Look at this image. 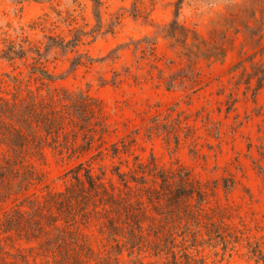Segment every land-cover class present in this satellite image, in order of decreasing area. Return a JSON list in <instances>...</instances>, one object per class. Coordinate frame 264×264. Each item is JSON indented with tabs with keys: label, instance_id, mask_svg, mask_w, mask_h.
I'll use <instances>...</instances> for the list:
<instances>
[{
	"label": "trees",
	"instance_id": "1",
	"mask_svg": "<svg viewBox=\"0 0 264 264\" xmlns=\"http://www.w3.org/2000/svg\"><path fill=\"white\" fill-rule=\"evenodd\" d=\"M14 1L21 4L27 0ZM90 2L96 21L91 34L97 35L102 27V2ZM180 4L176 5L174 20L159 27L154 38L133 41L138 61L150 62L148 76L153 79L157 72L167 91L195 95L202 89L200 62L224 61L234 42L228 38L230 33L231 37H243V56L230 70V85L237 90L244 87V96L252 93L255 99L264 88V0L234 6L235 12L226 19L216 43L179 22ZM82 36L79 32L68 42L49 37L44 51L28 41L11 42L0 51V63L12 67L31 61L26 76L22 72L0 75V264H38L39 258L46 264H207L192 252L199 245L205 193L187 171H165L154 158L146 164L136 157L134 168L128 172L121 169L123 162L129 168L127 160L113 164L108 182L105 166L100 168V175L94 173L93 162L121 160L122 154L130 153L134 141L122 140L103 148L109 126L101 103L88 92L54 86L84 66V57L72 59L70 69L61 76L50 73L45 61L54 50L65 55L74 53ZM160 37L185 62L184 68L168 76L158 65ZM247 46L254 53L244 52ZM122 48L109 58L117 59ZM167 64L165 68L171 69L173 61ZM120 76L117 73L111 83L119 84ZM124 76H133L130 68L125 69ZM32 82L40 87L32 89ZM101 82L107 84L105 79ZM3 85L12 86L11 91L3 93ZM237 102L231 93L226 101L227 113ZM165 121L157 118L147 130L148 137L164 135L168 143L175 137L178 144L181 114L177 118L169 115ZM45 146L77 160L93 150L97 153L66 174L70 179L62 192H48L40 198L34 190L42 184L43 175L32 160L44 159ZM260 156L258 169L264 174L260 165L264 162V146L260 147ZM192 200L195 206L190 205Z\"/></svg>",
	"mask_w": 264,
	"mask_h": 264
},
{
	"label": "rangeland",
	"instance_id": "2",
	"mask_svg": "<svg viewBox=\"0 0 264 264\" xmlns=\"http://www.w3.org/2000/svg\"><path fill=\"white\" fill-rule=\"evenodd\" d=\"M101 2L102 27L96 35L91 34L96 21L90 0H27L21 4L0 0V51L11 42L24 44L26 41L44 51L49 37L68 42L79 32L83 33L74 53L65 55L54 50L44 65L50 73L61 76L70 69L71 60L82 55L85 65L54 86L88 92L101 103L109 126L103 148L122 140L134 141L130 153L122 154L121 160L93 162L94 173L100 175V168L105 166L108 182L113 164L120 165L127 160L129 168L123 162L121 169L128 172L134 168L136 157L146 164L154 158L156 165L165 171L184 169L205 193L202 207L205 215L197 237L199 245L192 252L207 264H264V174L258 169L260 147L264 146V88L254 99L252 93L244 96V87L237 90L230 85V70L243 56V37L228 34L234 42L224 61L200 62L202 89L193 96L180 90L167 91L158 80L157 72L151 79L150 62H139L133 45V41L146 36L154 38L159 27L171 23L179 3L178 20L182 25L195 30L208 42H219L226 19L235 12L234 6L248 0H188L195 7H189L186 12L181 6L184 0ZM120 47L123 48L118 58L111 60L109 56ZM243 51L254 53L250 46ZM156 55L158 65L165 69L167 76L185 67L178 51L171 49L161 37ZM169 60L173 61L171 69L165 68ZM30 64V60L26 66L0 63V75L22 72L26 76ZM247 67L251 71L250 64ZM126 68H130L133 76H124ZM117 73L121 75L120 83L113 85L111 81ZM134 75L140 79L135 80ZM39 87L40 84L32 82V89ZM11 89L12 86L3 85V93ZM231 93L238 102L227 113L226 101ZM179 114L182 124L178 144L175 137L170 143L164 135L148 137L147 130L157 118L166 123L167 116L177 118ZM43 152V160H32L43 175L42 184L34 190L40 198L48 192H62L70 179L66 174L78 162L87 161L97 153L93 150L77 160L48 146ZM260 165L264 168V162ZM195 204L194 200L190 202L191 206ZM37 263L46 264L40 258Z\"/></svg>",
	"mask_w": 264,
	"mask_h": 264
},
{
	"label": "clouds",
	"instance_id": "3",
	"mask_svg": "<svg viewBox=\"0 0 264 264\" xmlns=\"http://www.w3.org/2000/svg\"><path fill=\"white\" fill-rule=\"evenodd\" d=\"M181 6L184 8V10L186 12L189 7H195V4L189 3L188 0H184V2L182 3ZM184 19H185V15L182 13L181 14V22H183Z\"/></svg>",
	"mask_w": 264,
	"mask_h": 264
}]
</instances>
